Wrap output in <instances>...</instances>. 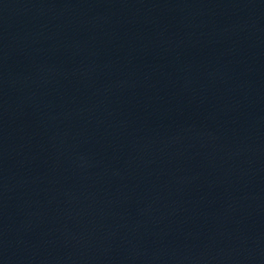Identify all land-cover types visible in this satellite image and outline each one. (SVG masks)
<instances>
[{
  "label": "water",
  "instance_id": "obj_1",
  "mask_svg": "<svg viewBox=\"0 0 264 264\" xmlns=\"http://www.w3.org/2000/svg\"><path fill=\"white\" fill-rule=\"evenodd\" d=\"M0 264H264V0H0Z\"/></svg>",
  "mask_w": 264,
  "mask_h": 264
}]
</instances>
